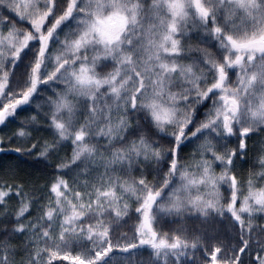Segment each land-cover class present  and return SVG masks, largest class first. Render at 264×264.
<instances>
[{"label":"snow or ice","instance_id":"1","mask_svg":"<svg viewBox=\"0 0 264 264\" xmlns=\"http://www.w3.org/2000/svg\"><path fill=\"white\" fill-rule=\"evenodd\" d=\"M258 179L264 0H0V264H264Z\"/></svg>","mask_w":264,"mask_h":264},{"label":"trees","instance_id":"2","mask_svg":"<svg viewBox=\"0 0 264 264\" xmlns=\"http://www.w3.org/2000/svg\"><path fill=\"white\" fill-rule=\"evenodd\" d=\"M20 26L23 27L24 25H20ZM249 169H250V166H249ZM255 171H256V172H259L260 169L257 168V169H255ZM256 182H257V184H258L259 186H264V180H259V179H258ZM259 223H264V221H260ZM124 231H127V229H124ZM165 231H167V229H165ZM128 234L131 235L132 233L129 232ZM79 251H80V250H79L78 248L73 249V248H71V247H70V248H66V249H64L63 251L60 252L59 257H58L57 261H54V264H74V261H72V260H67V261H65V260L62 259V257H63V255H64L65 253H68V254H70L71 256H75V255L78 254ZM196 256H197V258H199V253H197Z\"/></svg>","mask_w":264,"mask_h":264},{"label":"rangeland","instance_id":"3","mask_svg":"<svg viewBox=\"0 0 264 264\" xmlns=\"http://www.w3.org/2000/svg\"><path fill=\"white\" fill-rule=\"evenodd\" d=\"M245 194H246V191H245Z\"/></svg>","mask_w":264,"mask_h":264}]
</instances>
